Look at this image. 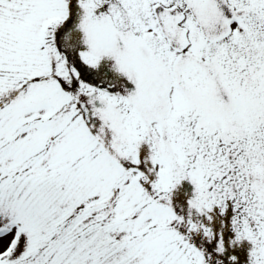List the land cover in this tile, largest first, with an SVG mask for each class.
<instances>
[{"label":"snow or ice","instance_id":"6c2138e0","mask_svg":"<svg viewBox=\"0 0 264 264\" xmlns=\"http://www.w3.org/2000/svg\"><path fill=\"white\" fill-rule=\"evenodd\" d=\"M0 264H264V0H0Z\"/></svg>","mask_w":264,"mask_h":264}]
</instances>
